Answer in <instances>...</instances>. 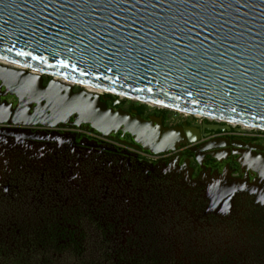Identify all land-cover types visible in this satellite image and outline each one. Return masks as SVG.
<instances>
[{"label": "flooded vegetation", "instance_id": "flooded-vegetation-1", "mask_svg": "<svg viewBox=\"0 0 264 264\" xmlns=\"http://www.w3.org/2000/svg\"><path fill=\"white\" fill-rule=\"evenodd\" d=\"M105 98L196 140L155 153L79 116L0 123L30 136L0 141V264H264L263 137Z\"/></svg>", "mask_w": 264, "mask_h": 264}, {"label": "water", "instance_id": "water-1", "mask_svg": "<svg viewBox=\"0 0 264 264\" xmlns=\"http://www.w3.org/2000/svg\"><path fill=\"white\" fill-rule=\"evenodd\" d=\"M0 59L27 67L0 65L3 124L56 127L79 116L155 153L196 140L197 130L109 108L111 95L264 132V0H0Z\"/></svg>", "mask_w": 264, "mask_h": 264}, {"label": "bare ground", "instance_id": "bare-ground-1", "mask_svg": "<svg viewBox=\"0 0 264 264\" xmlns=\"http://www.w3.org/2000/svg\"><path fill=\"white\" fill-rule=\"evenodd\" d=\"M0 65H3V66L8 67V68H14L17 70H26L27 69V67H25L24 65H21L18 63H13V62L3 60V59H0ZM30 71H32V73H34V74L44 75V73L42 71H39L36 69H33V70L31 69ZM54 79L61 81L64 85L69 86V87H75L76 85L82 86V88H84L87 92L92 93V94H98L99 95V94L105 93V91L100 89V88L89 86V85H80V84H78L72 80H69V79L60 78L58 76H54ZM151 106L155 107L156 105H151ZM180 112H183V111H180ZM184 113H187V112H184ZM196 117L200 118L201 116L196 115ZM212 120L222 121L220 119H212ZM229 124L237 126V123H234V122H229ZM241 128L244 130H247V131L248 130H255V129L257 130V128L249 126V125H245V124H242Z\"/></svg>", "mask_w": 264, "mask_h": 264}, {"label": "rangeland", "instance_id": "rangeland-1", "mask_svg": "<svg viewBox=\"0 0 264 264\" xmlns=\"http://www.w3.org/2000/svg\"><path fill=\"white\" fill-rule=\"evenodd\" d=\"M49 79H50L49 76L44 75V83L47 82V81H49ZM81 87L82 86L76 85L74 87V90L77 91ZM122 101L125 104L124 107H130L132 105L144 106V109H145L146 113H151V112H154V111H160V110L162 111V110H165V109H162V108H157L156 106L153 107V106H150V105H147V104H143V103H140V102H137V101H134V100L127 99V100H122ZM169 112H170L169 113V116H172L174 111L170 110ZM176 113H177V118H175V121H182V120H190V121L197 120V122H200V121H203V120L206 121V119H204L202 117L199 118V117L190 115V113H184V112H176ZM209 121H212V122H215V123H218V124H221L222 123L220 121H217V120L215 121V120H212V119L209 120ZM227 125L230 126V127H233V128L234 127H238V126H234V125H230V124H227ZM259 131L260 130H256V129L255 130H248V132L259 133V135L261 137H263V139H264V132L263 131L262 132H259Z\"/></svg>", "mask_w": 264, "mask_h": 264}, {"label": "trees", "instance_id": "trees-1", "mask_svg": "<svg viewBox=\"0 0 264 264\" xmlns=\"http://www.w3.org/2000/svg\"><path fill=\"white\" fill-rule=\"evenodd\" d=\"M142 108H144V106H141Z\"/></svg>", "mask_w": 264, "mask_h": 264}]
</instances>
